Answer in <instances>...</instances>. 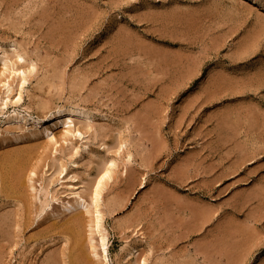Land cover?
<instances>
[{
	"label": "rangeland",
	"instance_id": "1",
	"mask_svg": "<svg viewBox=\"0 0 264 264\" xmlns=\"http://www.w3.org/2000/svg\"><path fill=\"white\" fill-rule=\"evenodd\" d=\"M53 1L0 0V145L42 144L25 178L30 205L45 189L57 193L50 213L72 192L90 203L113 160L99 195L107 261L93 204L80 208L92 264H127L132 247L133 264H264V0ZM46 103L91 118L36 138L31 118ZM1 196L0 211L16 209ZM45 211L0 264H40L67 247L58 236L28 244ZM58 217L56 231L74 219Z\"/></svg>",
	"mask_w": 264,
	"mask_h": 264
},
{
	"label": "bare ground",
	"instance_id": "2",
	"mask_svg": "<svg viewBox=\"0 0 264 264\" xmlns=\"http://www.w3.org/2000/svg\"><path fill=\"white\" fill-rule=\"evenodd\" d=\"M57 1H55V2L57 3ZM69 2H70V0L68 1V3ZM56 3H54V4H56ZM68 3H67V5H68ZM71 3H73L72 0H71ZM69 6H71V5H69ZM70 8H72V6ZM67 9H69V8H67ZM51 10L49 9V12ZM52 11L54 12V10H52ZM52 11L50 12L51 14L53 13ZM70 18H72V16ZM59 24H61V23H59ZM55 25H58V22ZM58 26H57V28H58ZM52 27H54L53 30H55V29L57 30V28H55V26H52ZM63 27H65V25H63L62 28ZM64 29H67V28H64ZM58 31H60V29H58ZM68 33H69V31H68ZM66 35H67V32H66ZM66 39H67V37H66ZM140 50L142 52V49H140ZM143 52H144V50H143ZM150 52H152V51L150 50ZM22 53H24V52H22ZM16 55L18 58H24V56L26 54L24 55L21 53H17ZM145 55L146 54L144 53L143 56H145ZM162 56H160V57L164 59V57H162ZM166 56H168V55H166ZM157 58H158V56H157ZM161 58H160V60H163ZM0 60H5V59L0 58ZM163 62L165 64V61H163ZM4 65H7L6 60H5ZM23 79H25V78H23ZM50 101H51V99H50ZM41 105H42V108L45 110V108H44L45 104L42 103ZM51 107L47 106V103H46V111L39 114L38 118H36V119L31 118L33 120V123H34L33 127L36 129L35 132L32 134V136L37 138L38 135L45 133V134H47V136H50V139H54V131L53 130L56 129L59 125H66L68 127L66 129V132H70L71 131L70 124L73 121L72 118L81 117V118H84L86 120H89L91 118V116L89 115L88 112L84 111L83 109H81L79 107H75V106H73V107H62V108H57L54 111H52ZM256 108H255V110H256ZM257 115H258V113H257ZM23 119L24 118L18 117V116H9L4 122L6 124H11L12 122L22 121ZM76 131L79 132V134L81 135L82 132L80 131V129H76ZM34 137H33V139H34ZM14 139H15V141H17L19 139V137H15ZM35 140L34 141H25V142L19 143V144L18 143H16V144L15 143H11V144L6 143L5 147H3V145H0V146H2V147H0V193L2 194L1 198H3L5 201V203L3 204L4 206L5 205L8 206L9 204H13V205H15L14 207H16L15 210L12 206L13 209H11V208L7 209L5 207L6 210L0 211V262H1V259L3 258V253H4L3 251H6L5 249L6 248L8 249V246L9 247L12 246V243L15 240L14 237L16 238V236H19L21 234V233H19L20 231L23 230L21 228H26L28 226V224L30 223V221H31L30 219H32L31 216H33L30 214L33 212H36V213H38V215L36 214L37 217L40 216L45 211L46 207L50 206L51 201L53 199L57 198L56 197L57 193L55 194L54 192H52L48 189H45L44 198H43L44 200H40L39 207L36 204H34L33 207L30 205V204H32V202L30 203V201H32V200L29 201V198H28L29 196L27 195L26 187L28 185L25 186V184H26L25 178H28L27 177L29 175L28 173H30L31 172L30 170L33 169V167H32L33 160L34 161L36 160V157H35L36 152L38 151V148L42 145L41 143H40L41 145L39 144L40 141H35ZM36 163H37V161H36ZM39 163L40 162H38L37 165H39ZM35 164H33V166ZM114 165H115L114 161L110 160L107 165L105 164V167L104 166L102 167L103 170L100 171L101 173H99L100 178H98L99 180H97V183L95 185L93 192L91 191L92 193L90 195V197H91L90 203L87 201V199H85V197H87V194H85L86 196L84 197V195L82 196L81 193L79 194L77 192H72L73 194H75L76 197L72 198L70 200H67L65 203H62V206H61L62 210H60V211H58L57 209L55 211L52 210L53 211V212L51 211L52 213L45 211L44 216L42 218L43 220L40 219L41 221L39 220L40 222H38V223L43 224V222L45 220L48 222V223H46L47 225L45 227L44 226L40 227L41 230L40 231L38 230L37 234L30 235L27 238L28 244H30L29 239L32 241L33 240L34 241H37V240L42 241L43 238H46V237H53L54 238L55 236H58V238H60V240L63 239L65 241L64 243L67 244V247H66V245L63 246L62 247L63 249L61 248L62 251L60 250L62 253L60 254V251H59V253L58 252L57 253L60 256L61 255L63 256V255H65V250H67L68 254L66 256H67V258L70 257L69 260L67 259L69 261L68 262L69 264L70 263L71 264H92L91 260L89 259L88 255H87V247H88L87 245L88 244H87L86 238L83 237V233H82L83 227L85 226L84 225L85 220L81 221L82 218L80 219V216H81L80 214H82L80 208L84 207L86 209V212L89 213V212L93 211V209L91 210V208H90L91 205L93 204V206H94L93 213L95 212V216L92 218V220L91 219L90 220L92 221L93 228H95L97 233L99 234L100 244L102 247V256H103L104 261H107L108 260V254H107V249H106V237L101 232V218L102 217H101V213H100V209H99V207H100L99 206V195L101 193L103 186L106 184V182L104 180L109 179L111 177H113V179H114V176H113V171H114L113 166ZM31 167H32V169H31ZM61 168H63V166H61ZM34 170L35 169H33L32 172H34ZM35 172H37V171H35ZM29 179H30V176H29ZM29 179H27V180H29ZM131 180L133 181V183L131 182L133 185L134 182L137 180L136 176H132ZM128 181H130V178ZM163 195H165V194H163ZM35 205L37 207L36 209L38 212L34 210ZM0 207H1V209H3L1 204H0ZM31 209H33V211ZM197 209H199V212H201V210L204 209V207L201 206V208L200 207L196 208L195 212L198 211ZM204 211H205V209H204ZM199 212L196 214V215H198V218H199V214H200ZM63 213H69V214L72 213V216L74 217V219L71 218L72 221L71 222L69 221L70 223H67V224H69L68 226L66 224L67 227L64 224L62 226L63 228H61L59 231H56L55 228H56L57 222L53 221L54 217H58V216L62 215ZM202 214L205 216V213H202ZM203 215L200 214V217L202 218ZM206 215H207V213H206ZM68 216H70V215H68ZM82 216L84 217V214H82ZM28 217H30V219H28ZM52 217H53V220H52ZM50 218L52 221L49 220L50 221L49 222L48 219H50ZM33 220H34V218H33ZM55 220H57V218ZM38 223H37V225H38ZM30 224H32V223H30ZM35 233H36V231H35ZM54 240L55 239H53V242H54ZM34 241H33V243H34ZM88 242H90L89 247L91 248L92 252H94V255H97L96 245L93 242V238L91 237ZM55 243H56V241H55ZM59 246H61V245H59ZM35 248H36V246H35ZM66 248H68V249H66ZM50 251L51 252H49L47 254L46 258L43 259L40 264H61L60 262H61L62 257H60L61 259L59 258V255L56 253L57 250L54 252H52V250H50ZM136 253H137V250L135 249V247H132L128 251L127 256L129 255V257H130V259L128 261H131V262H128L127 264H133L131 259L134 258ZM62 262H65L64 264H67L66 260L62 261ZM134 263H135V261H134ZM142 264H143V261H142Z\"/></svg>",
	"mask_w": 264,
	"mask_h": 264
}]
</instances>
